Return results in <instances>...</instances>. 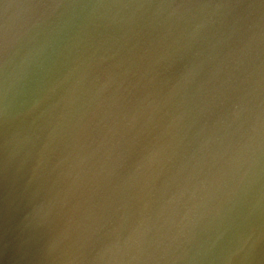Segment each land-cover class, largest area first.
Masks as SVG:
<instances>
[{"label":"water","instance_id":"95a60500","mask_svg":"<svg viewBox=\"0 0 264 264\" xmlns=\"http://www.w3.org/2000/svg\"><path fill=\"white\" fill-rule=\"evenodd\" d=\"M0 264H264V0H0Z\"/></svg>","mask_w":264,"mask_h":264}]
</instances>
